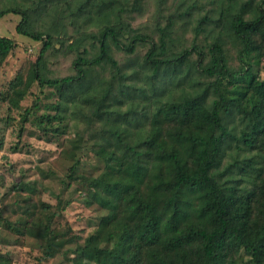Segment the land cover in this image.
Returning <instances> with one entry per match:
<instances>
[{
	"label": "trees",
	"instance_id": "trees-1",
	"mask_svg": "<svg viewBox=\"0 0 264 264\" xmlns=\"http://www.w3.org/2000/svg\"><path fill=\"white\" fill-rule=\"evenodd\" d=\"M26 1H10L0 18L19 16L16 34L40 42V50L1 100L18 110L33 84L49 88L45 98L54 100L33 101L17 137L29 123L39 141L63 148L81 140L60 191L49 189L55 204L42 200L48 188L38 180L9 188L0 235H14V245L33 240L38 264L60 254L71 264H264V0H208L212 7L179 50L177 21L191 15L196 0H178L163 26L142 29L124 14L142 12L147 0ZM47 3L64 4L86 29L67 45L76 52L73 75L39 71L52 36L30 21ZM209 26L218 30L212 41L199 39L213 33ZM15 48L0 35V65ZM73 186L86 206L104 212L85 236L64 217L63 195ZM0 264H12L11 256L0 253Z\"/></svg>",
	"mask_w": 264,
	"mask_h": 264
},
{
	"label": "rangeland",
	"instance_id": "rangeland-1",
	"mask_svg": "<svg viewBox=\"0 0 264 264\" xmlns=\"http://www.w3.org/2000/svg\"><path fill=\"white\" fill-rule=\"evenodd\" d=\"M12 0H0V8L11 5ZM16 1V0H14ZM180 1V0H179ZM178 0H147L143 4L142 12H131L124 14L126 20H130L133 27L145 28L147 25L154 26L158 21L161 26L166 22L168 15L175 13ZM193 0H190V2ZM27 4L29 0L26 1ZM240 1H237L239 3ZM73 4L72 7H75ZM210 6L208 0H196V7L191 11V15L185 17L182 22L177 21L175 28L178 47L177 50L190 44L194 37L192 28L198 19L208 12ZM56 8V9H55ZM175 11V12H174ZM39 16L33 15L30 21V28L41 32H49L51 34V48L43 55V59L39 66V71L48 78H61L74 74L72 68L73 60L76 52L68 49V43L76 37L82 30H86L84 26L70 16L64 4L59 3L57 7H51L49 3L45 9L39 8L36 11ZM217 12V11H216ZM215 14L217 15V13ZM20 21V17L14 14H7L0 18V35L12 38L16 41V48L9 53L5 61L0 65V93H5L9 82L13 77L21 72L24 77L27 76L29 68L36 61L41 43L35 42L30 38L18 35L15 32V26ZM95 30V28H92ZM213 33H204L199 39L207 42L212 41V35L218 31L209 26ZM87 46V40L83 41L82 47ZM81 47V48H82ZM146 47H143V52ZM230 62L236 64L235 54L236 48L231 43L227 46ZM114 56L118 60L124 56L115 52ZM261 74L264 73V63L260 65ZM100 69L94 68V76H98ZM108 75L107 71L103 72ZM51 90L49 88H38L33 84L29 94L20 103L18 110L8 109L5 102L0 97V207H2L1 199L11 186L20 179L38 180L47 186L41 198L51 204L56 201L51 195L49 189L54 193H58L61 189L60 179H63L68 171L69 166L73 163L78 155L77 148L80 142L79 137H75L77 142L70 141L67 146L61 148L56 143L39 141L34 135L36 132L34 127L24 124V130L21 138H18V131L21 127L22 113L26 108H30L33 101L43 102L53 101V98H45ZM44 108L40 107L38 112H42ZM33 132V133H32ZM72 136V135H71ZM20 151L14 152L13 147L16 146ZM76 151V152H73ZM73 153V155H72ZM53 171L56 175L52 179H44V172ZM87 171L89 172L88 168ZM84 174L83 167L78 169V174ZM69 200V204L65 209L64 217L72 226L75 232L82 236L94 230L97 216L104 214L95 204L86 206L84 203V194L73 186L69 192L63 195ZM15 236L9 232L2 231L0 235V253L9 254L12 264H38L41 254L36 243L30 238L20 239V243L14 245ZM42 264H71L63 255H57L52 260L43 262Z\"/></svg>",
	"mask_w": 264,
	"mask_h": 264
}]
</instances>
